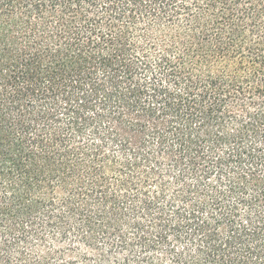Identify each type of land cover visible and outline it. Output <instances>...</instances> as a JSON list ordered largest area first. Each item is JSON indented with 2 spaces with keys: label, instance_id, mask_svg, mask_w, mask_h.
Wrapping results in <instances>:
<instances>
[{
  "label": "trees",
  "instance_id": "obj_1",
  "mask_svg": "<svg viewBox=\"0 0 264 264\" xmlns=\"http://www.w3.org/2000/svg\"><path fill=\"white\" fill-rule=\"evenodd\" d=\"M0 264H264V0H0Z\"/></svg>",
  "mask_w": 264,
  "mask_h": 264
}]
</instances>
